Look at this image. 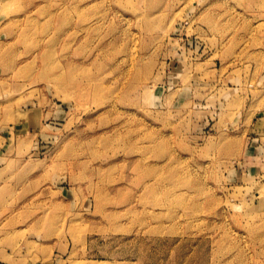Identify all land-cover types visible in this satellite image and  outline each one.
Listing matches in <instances>:
<instances>
[{
  "label": "rangeland",
  "instance_id": "rangeland-1",
  "mask_svg": "<svg viewBox=\"0 0 264 264\" xmlns=\"http://www.w3.org/2000/svg\"><path fill=\"white\" fill-rule=\"evenodd\" d=\"M264 264V0H0V264Z\"/></svg>",
  "mask_w": 264,
  "mask_h": 264
},
{
  "label": "bare ground",
  "instance_id": "bare-ground-1",
  "mask_svg": "<svg viewBox=\"0 0 264 264\" xmlns=\"http://www.w3.org/2000/svg\"><path fill=\"white\" fill-rule=\"evenodd\" d=\"M93 264H96V263H93Z\"/></svg>",
  "mask_w": 264,
  "mask_h": 264
}]
</instances>
